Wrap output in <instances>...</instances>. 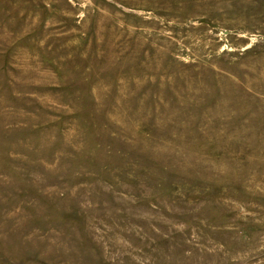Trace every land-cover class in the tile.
<instances>
[{"label": "rangeland", "instance_id": "374dc122", "mask_svg": "<svg viewBox=\"0 0 264 264\" xmlns=\"http://www.w3.org/2000/svg\"><path fill=\"white\" fill-rule=\"evenodd\" d=\"M0 264H264V0H0Z\"/></svg>", "mask_w": 264, "mask_h": 264}]
</instances>
